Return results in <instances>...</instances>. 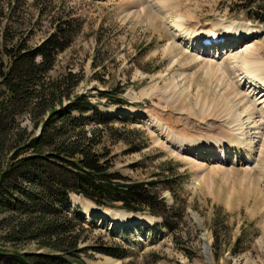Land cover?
<instances>
[{
    "label": "rangeland",
    "instance_id": "374dc122",
    "mask_svg": "<svg viewBox=\"0 0 264 264\" xmlns=\"http://www.w3.org/2000/svg\"><path fill=\"white\" fill-rule=\"evenodd\" d=\"M147 1L157 18L146 16ZM147 1L0 0V61L10 38L26 39L28 47L35 48L61 21L71 22L72 41L57 56L52 75L78 73L82 81L75 94L88 97L99 114L112 121L115 135L103 137L111 172L133 183L155 182L163 204L174 207V229L169 233L161 218L148 211L132 215L70 196L64 211L82 216L84 228L90 229L81 246L114 244L128 250V257L121 260L92 251L83 260L85 264H264V181L254 187L252 178L248 187L236 175L226 177L219 171L201 178L191 164L153 141L154 129L149 125L151 119L156 125L159 122L181 140L225 138L218 127L206 129L211 120L205 110L210 105L224 108L221 104L233 88L259 95L246 82L250 80L242 73L241 60L232 57L240 45L228 43L223 51L236 50L212 60L223 64L224 73H219L226 88L225 82L221 86L213 80L211 67L188 58L190 49L180 53L172 48L173 22H181L190 31H206L217 23H250L248 28L260 32L249 43H254L263 61L264 30L246 21L242 8L233 6L231 0ZM152 2L162 8H155ZM107 93L121 98L125 105L111 104ZM19 121L29 127L23 117ZM99 211L107 218L94 214ZM3 218L0 213V220ZM124 219L130 221L124 224ZM22 251L34 252L35 247L26 244Z\"/></svg>",
    "mask_w": 264,
    "mask_h": 264
},
{
    "label": "trees",
    "instance_id": "16d2710c",
    "mask_svg": "<svg viewBox=\"0 0 264 264\" xmlns=\"http://www.w3.org/2000/svg\"><path fill=\"white\" fill-rule=\"evenodd\" d=\"M231 1L242 8L246 21L264 28V0ZM71 26L61 21L35 48L13 37L1 50L0 213L5 218L0 220V264H85L89 251L128 257L122 245L81 246L90 229L84 228L82 216L64 211L72 195L98 207L148 211L169 233L174 229V207L163 204L155 182L133 183L111 172L103 137L115 135L112 121L88 97L75 94L81 76L69 71L52 75L57 56L72 41ZM105 97L125 105L115 95ZM26 244L35 251H22Z\"/></svg>",
    "mask_w": 264,
    "mask_h": 264
},
{
    "label": "bare ground",
    "instance_id": "6f19581e",
    "mask_svg": "<svg viewBox=\"0 0 264 264\" xmlns=\"http://www.w3.org/2000/svg\"><path fill=\"white\" fill-rule=\"evenodd\" d=\"M152 4L157 9L159 7L162 8L161 5L154 2ZM145 6L146 11H144L146 12V16H150L152 19L157 18V13L152 11V5L148 3V6ZM171 25L174 31V34H171L172 48L175 47L180 53H186L190 49L192 53L188 58L192 62H198L203 66L211 67L213 70V80L220 83L225 82V78L219 73L222 70L223 64L218 65L216 61L214 63L212 60L220 58L228 51L231 53L236 50L230 48L223 51L222 49L228 43L240 45L241 48L232 57L236 61L238 58L241 60L242 73L250 82L244 80L250 86H253V90H258L259 95L257 97L251 91H238L233 88L234 90L232 89L230 95L226 94L227 97L221 104L226 110L222 107L218 108V105L214 108L210 105L212 108L208 107L205 110L207 112L205 113L206 116L207 114L209 115V117L207 116L208 121L211 120L210 124L207 123L206 129L213 130L218 127V132L220 131L221 134H224L225 138L213 139L206 137L204 141H197L198 138H194L193 140L185 138V140H181L178 136L173 135L172 131L162 128L159 122L156 125L155 121L149 119V125L154 129L152 133L153 141L161 148L163 147L166 151L175 155V157L191 164L199 172L201 178L209 177L212 173L219 171L223 172L222 174H225L226 177L230 173L236 175L239 183L241 182L242 185L245 183L248 186L247 181L253 178L254 187L258 186L260 181H264V61L260 58L259 51L256 49L254 43L249 42L260 31L250 29L247 27L248 25L231 23L211 24L210 28L206 31L194 29L190 31L178 21L173 22ZM258 28L260 30L263 29L261 27ZM176 40L179 42L178 44H176ZM210 50L213 52H210ZM225 85L227 88V83ZM232 86L236 89L240 87V85L235 86L234 84ZM229 89L231 90V88ZM234 165L240 169L233 168L231 170ZM98 214L104 216L102 211H99ZM129 221L130 219L121 220V222H125L124 224Z\"/></svg>",
    "mask_w": 264,
    "mask_h": 264
},
{
    "label": "water",
    "instance_id": "95a60500",
    "mask_svg": "<svg viewBox=\"0 0 264 264\" xmlns=\"http://www.w3.org/2000/svg\"><path fill=\"white\" fill-rule=\"evenodd\" d=\"M123 113V112H122ZM123 114H126V113H123Z\"/></svg>",
    "mask_w": 264,
    "mask_h": 264
}]
</instances>
